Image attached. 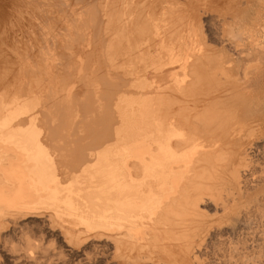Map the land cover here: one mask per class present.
Returning <instances> with one entry per match:
<instances>
[{
    "label": "bare ground",
    "instance_id": "bare-ground-1",
    "mask_svg": "<svg viewBox=\"0 0 264 264\" xmlns=\"http://www.w3.org/2000/svg\"><path fill=\"white\" fill-rule=\"evenodd\" d=\"M223 147L210 172L237 196L190 206ZM262 149L264 0H0V231L41 215L70 248L104 236L131 263L153 246L176 264H264ZM175 209L230 210L210 257Z\"/></svg>",
    "mask_w": 264,
    "mask_h": 264
},
{
    "label": "rangeland",
    "instance_id": "rangeland-1",
    "mask_svg": "<svg viewBox=\"0 0 264 264\" xmlns=\"http://www.w3.org/2000/svg\"><path fill=\"white\" fill-rule=\"evenodd\" d=\"M72 12H73L74 16L76 17L77 21L82 20V15H81V13L79 11L73 10ZM58 24H60V23H58ZM223 148H222V150L220 149L221 151L218 149L217 152H219V154L217 152H216V154L214 153L213 156H212L213 159H212V157H210V159H209L210 161L208 160L207 163L204 164L203 170H200L201 172L202 171H204V172L201 173L199 171L200 172L199 173V177H201V178L198 179V181H197L198 183H196V185L193 187V189H191L192 191L191 190L188 191V195L189 196H186V199H188V202L191 200L189 202L190 206H191L190 203H192L195 198H198L200 196H202V197H204L206 199L208 197L210 198L211 196H215V197L221 198L222 202L224 204L227 202V200H228L227 203L232 204L231 201H232V199H234L233 196L234 197L237 196V192L235 191V186L236 185L233 184V182H232V184H229L231 181L228 178L229 177L228 176V171H226L227 165H228L227 164L228 160L226 159V157H229L228 150L230 148L229 147H228L229 149L228 148H224L225 150H223ZM262 150H263V154L261 153V155L259 157V160L254 163V166L256 168V169L254 168V170L256 172L257 171L260 172L261 169H264V149H262ZM223 151H224V153H223ZM215 155H216L217 159L215 158V160H214ZM219 155L223 157V158L222 157L221 158L224 161L221 160ZM218 160L220 162H218ZM208 164H209V167H208ZM215 165H217L216 167H218V168L219 167L226 168V169H223L221 171L218 170V172H220V175H222L220 177L218 176V178H216L217 175L216 176L214 175L215 177L213 178V173L210 172V171L216 169ZM210 166H212V167H210ZM205 169H206V173L209 172L208 174L205 173ZM219 169H221V168H219ZM209 177L213 178V179H210ZM201 179H202V182H201ZM208 179H209V182L207 181ZM208 183H210V184H208ZM215 184H217V185H215ZM199 185H201L202 189L206 190V192H208V193H205L204 190L202 191V189L199 188L200 187ZM225 185L227 187H225ZM197 187H198V189H197ZM199 189H200V191H199ZM195 190L198 191L199 193L196 192ZM189 192H191V193H189ZM209 192H212V195ZM193 193H194V195H193ZM229 196H230V198H229ZM225 198H226V200H225ZM241 200L242 199H240V201ZM246 206L244 205L243 206L244 208L242 207L243 209L239 208V211H242V213H245V211L249 212V211L254 210V207H253L252 204H250V206L249 205H246ZM262 207H264V206H262ZM175 210H176V212L181 211L179 209H178V211H177V209H175ZM176 212L172 211L170 213L171 215L168 216L167 219H171L172 220V218H173V221L177 223V225L174 226V228L180 229L181 227H183L182 230H183V232H185L184 235L188 239L189 243L190 244L192 243L193 247H197L198 245L201 244V247L206 248L207 254L210 257L212 255L211 252L213 251V247L216 245L217 242H216L215 237L213 235L210 236L208 233L211 231V229H213V228L215 229L217 227L215 223L217 221V216H218L219 212H218L217 216L214 213H204V215L201 216V215H199V213H194V212H192V213L191 212H187V211H182V212H179V213H176ZM183 212L185 213V216H184ZM186 212L188 213V215H187ZM172 213L173 214L175 213L176 215L174 214V216H172L173 215ZM181 213H183V215H181L182 218L180 217ZM220 214L223 215L224 213L222 211H220ZM228 214L230 215V210L227 211L226 214L223 215V216H228ZM177 215H179V218H178ZM192 215H193V217H192ZM185 217H187V218H185ZM192 218H193V220H192ZM203 218H205V220ZM207 218L209 220H207ZM175 219H176V221H175ZM206 220L208 222H206ZM211 220H213V221L211 222ZM7 221H9V219L6 220V222ZM185 221H187V222H185ZM221 221H223V220H221ZM201 222H204V223H201ZM220 224L222 225V226L219 225L220 228H223V229L225 228L226 229V225H224V222H222ZM203 226H204V228H203ZM5 227H3V229L0 231V264H91V263L92 264H115V263L116 264H124V263L125 264H128V263H130V264H133V263L134 264H142L145 260L146 261L143 264H149V263L150 264H158V263L159 264H162V263L163 264H169V262H171L170 264H172V263L176 264L174 259L169 258L167 256L164 257L165 254H163V255H162V253L160 254V252L156 251L153 248V246H151L152 248L147 246V248H145L146 251H145V249L142 250L150 258L149 259L147 257L148 259H145V260L142 259L143 262L140 261L141 259L139 257H137V260L135 262H132V263L131 262H127V260L125 258L124 259L123 258L119 259L120 257H119V255L117 253V250L115 249V244L113 246L109 245V243L111 244V242L113 243V241L108 239V241H109L108 242L107 239L104 236L98 237L101 240L98 239L97 236H96L95 237V240L97 239L96 241L93 240L94 239V237H92L93 235H90L86 239L83 238V237H80L81 240H80V238H78V240L74 239L73 243H71L72 247L70 248L69 242L65 240V238L62 235L60 229L56 230V227H57V229L59 227L55 226V228H54L53 224L50 221L48 223V220H46L45 216L42 217L41 215L33 216V215L29 214V215H26L24 218L23 217L18 218L15 223L9 222V226H5ZM194 227H195V229H194ZM53 228H54V230H53ZM195 232L198 233V235H200V236L196 235ZM189 233H191V234H189ZM194 233H195V235H194ZM211 234H212V232H211ZM189 235L192 236V237H190L191 240L189 238ZM90 237L93 238L91 241H90V239H91ZM193 237H194V239H193ZM197 238H198V240H196ZM99 240L102 243L105 242V241H107V242L102 244L101 242H98ZM82 242L84 244H82ZM74 243L75 244L77 243L76 246H78V245L79 246L75 247ZM145 243H147V242H145ZM87 244H89V245H87ZM108 246H109V248H108ZM111 249L113 251H111ZM155 252H158V253H155ZM150 253H152V254H150ZM112 255L116 256V258L114 256H112ZM109 257H111V258H109ZM156 257L159 258V259L158 258L156 259V260H158V262L157 261L155 262V258ZM160 257L163 258V259H161ZM114 259H115V261L116 260L117 261L115 262ZM170 259L173 262L170 261ZM124 260L126 262H124ZM160 260H161V262H160ZM162 260L166 261V262H163ZM147 261H148V263H146ZM151 262H153V263H151Z\"/></svg>",
    "mask_w": 264,
    "mask_h": 264
}]
</instances>
